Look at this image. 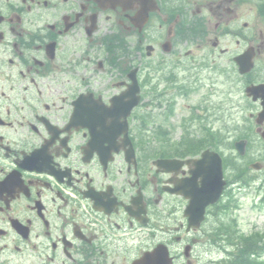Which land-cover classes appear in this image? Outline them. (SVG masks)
<instances>
[{
    "label": "flooded vegetation",
    "instance_id": "1",
    "mask_svg": "<svg viewBox=\"0 0 264 264\" xmlns=\"http://www.w3.org/2000/svg\"><path fill=\"white\" fill-rule=\"evenodd\" d=\"M156 1L140 29L132 22L146 7L139 0H0V264H162L159 246L171 264L239 258L223 228L232 182L205 205L215 189L197 163L214 149L210 138L222 143L223 131L208 123L212 101L181 105L200 88L205 62H217L185 46L223 33L235 8L223 0ZM136 31L131 50L120 53L117 44ZM152 61L166 67L150 68ZM130 63L142 101L129 142L104 109L131 82Z\"/></svg>",
    "mask_w": 264,
    "mask_h": 264
},
{
    "label": "rangeland",
    "instance_id": "2",
    "mask_svg": "<svg viewBox=\"0 0 264 264\" xmlns=\"http://www.w3.org/2000/svg\"><path fill=\"white\" fill-rule=\"evenodd\" d=\"M218 1L220 0H211L210 3L203 4L208 6L209 4H216ZM223 1H231L229 4H232V6L235 8V20L232 22V17L230 22L224 25L223 31H225L226 27L228 26L233 30L240 29L243 33V36L233 37L232 35L223 33L220 40L221 47L229 48V52L226 54H221L218 49L215 52V57L218 61L219 67L222 68V73L218 74L217 71H215V69L211 66L206 67L205 70L200 69L199 72L201 73L202 87L199 88L197 92L193 93L189 100L185 102L182 101L181 105L188 101L197 103L201 96H207L208 100L212 101L210 105L212 112H210L211 114L208 113L209 121L215 127L222 128V120H218L215 114L220 113L221 115L223 110L224 134L226 135V131L233 124L234 118L243 120L245 116H249L251 109L254 111L259 108L257 104L251 105L248 98L245 96L244 82H246V80L242 78L238 71H235V65L232 63L231 58L238 52L243 51L251 42L260 46V58L258 57L256 62V68L258 67L259 69V74H257V77L260 80H264L262 78V76H264V17L258 13L255 0ZM204 12H206L205 9ZM210 12L211 11H209V14L212 13ZM226 16L230 15L226 14ZM245 22H248L247 27L244 26ZM214 25L215 24H208L209 29H211V26ZM220 33L222 32L215 30H211V32H209V37H212L211 43L213 40H215L216 34ZM205 37L202 41H200L201 43L195 42L194 44H188L184 49L191 48L192 51H194L198 56L204 57V54L207 50H209L210 47L209 40H205ZM179 49L180 48L178 47L177 50L179 51ZM184 54L185 53L182 55ZM214 64L215 63L213 62L212 65ZM202 92H204L205 95H200ZM210 101L207 102V105L210 104ZM217 104H220L222 107H220V111H218ZM182 113H188V109H184ZM181 118H184V116L180 117L176 121L177 126L179 125ZM255 132L254 139L256 140L259 137L256 128ZM225 152L228 153L230 150L226 149ZM232 153L235 155V153L238 152L236 149H234L232 150ZM238 165L242 167L245 165V162L240 161ZM227 172L229 173L228 176L232 178V174L233 176H236L237 169L235 167H233V169L229 167ZM251 172L253 176L251 185H247L241 189L238 188V183L234 185L236 204L231 207L232 210L229 211L231 214L229 218H233V220L224 218L225 225L228 230L239 232L243 231L246 233H252L254 230L264 232V206H260V200L263 197L264 190V169L256 170L252 167ZM246 180L248 182L249 178ZM260 186L262 189L259 188ZM235 220H237V222ZM205 248L206 247H204L202 250V256ZM207 249L211 251L213 257H219L220 250L218 248L209 246ZM198 263L199 262L196 261V264Z\"/></svg>",
    "mask_w": 264,
    "mask_h": 264
},
{
    "label": "water",
    "instance_id": "3",
    "mask_svg": "<svg viewBox=\"0 0 264 264\" xmlns=\"http://www.w3.org/2000/svg\"><path fill=\"white\" fill-rule=\"evenodd\" d=\"M255 48L254 47H250L248 50H246L244 53L238 55L235 57L236 61L239 63L240 65V70L242 72H247L249 71L253 65H254V56H255ZM248 93L249 94H253L254 95V99H257L259 96H262V98L264 99V83H261L259 85H252L248 87ZM264 103V101H263ZM240 149L243 151L244 149V142H240ZM218 157V160H216L217 163L215 162H211V154L208 153H204V160L205 162H208L207 167L210 168V172L207 176V182L208 185L210 186L214 181H215V172L216 175L219 177L220 181H221V187L222 184L225 183V180L223 179V170H222V162L220 157L217 154H214ZM254 166L259 167L260 164L259 163H254Z\"/></svg>",
    "mask_w": 264,
    "mask_h": 264
},
{
    "label": "trees",
    "instance_id": "4",
    "mask_svg": "<svg viewBox=\"0 0 264 264\" xmlns=\"http://www.w3.org/2000/svg\"><path fill=\"white\" fill-rule=\"evenodd\" d=\"M256 4L258 13L264 17V0H256ZM245 248L252 249V259L247 258L246 256H241L237 262L225 264H264V258H262V254L264 252V234H261L260 232H253L252 242L246 243V245L244 244L242 249Z\"/></svg>",
    "mask_w": 264,
    "mask_h": 264
}]
</instances>
